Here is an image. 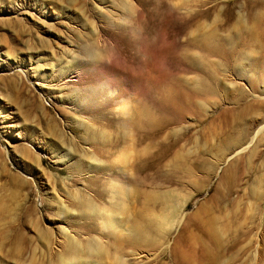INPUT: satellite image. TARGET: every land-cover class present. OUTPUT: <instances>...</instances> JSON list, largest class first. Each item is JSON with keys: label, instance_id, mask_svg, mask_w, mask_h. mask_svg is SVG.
I'll list each match as a JSON object with an SVG mask.
<instances>
[{"label": "rangeland", "instance_id": "rangeland-1", "mask_svg": "<svg viewBox=\"0 0 264 264\" xmlns=\"http://www.w3.org/2000/svg\"><path fill=\"white\" fill-rule=\"evenodd\" d=\"M0 264H264V0H0Z\"/></svg>", "mask_w": 264, "mask_h": 264}, {"label": "bare ground", "instance_id": "bare-ground-1", "mask_svg": "<svg viewBox=\"0 0 264 264\" xmlns=\"http://www.w3.org/2000/svg\"><path fill=\"white\" fill-rule=\"evenodd\" d=\"M173 104V103H172ZM150 119V118H149ZM101 219V218H100ZM103 220V219H102ZM104 220H105V218H104ZM99 221H101V220H99ZM103 226V228H105L107 231H110L111 229H113V228H115L116 227V225L112 222V220L108 217L106 220H105V222H103V224H102ZM119 227V226H118ZM104 229V230H105Z\"/></svg>", "mask_w": 264, "mask_h": 264}]
</instances>
